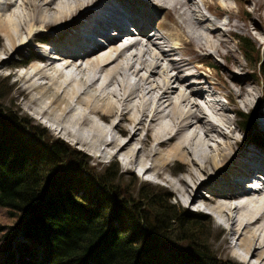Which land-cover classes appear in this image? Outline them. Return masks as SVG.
<instances>
[{"label":"bare ground","instance_id":"obj_1","mask_svg":"<svg viewBox=\"0 0 264 264\" xmlns=\"http://www.w3.org/2000/svg\"><path fill=\"white\" fill-rule=\"evenodd\" d=\"M153 1L156 4L5 0L0 5V32L8 43L1 48L0 66L13 68L32 60L31 70L20 74V81L27 84L21 94L29 108L42 109L39 113L51 129L72 142L89 144L100 157L113 149L112 154L123 155L126 166L137 164L143 175L166 179L181 203L200 202L216 214L222 243L239 247L242 261L264 264V181L260 187L247 185L262 180L264 152L236 133L238 126L222 100L208 99L220 94L210 79L193 70L192 61L176 57L182 36L198 50L213 49L230 57L226 37L238 27L232 21L234 11L219 9L221 0H201L209 12L218 9V19L229 10L225 28L201 15L195 0ZM247 2H253L255 12L264 6V0ZM165 8L176 23L169 35L161 31L168 25L155 27L165 17ZM245 16L262 28L264 12L252 19L251 14ZM130 24L137 26L138 36L130 34L132 39L119 45L124 37H115L116 30L130 31ZM49 29L56 34L49 36L54 40L47 47L50 53L31 49L27 58L9 62L13 53L44 39L42 31ZM99 36L107 38L106 47ZM226 66L223 74L231 99L259 110L263 102L247 87L250 79L236 66ZM86 128L90 135H84ZM171 163L182 172L176 181L166 177L174 173ZM202 187L210 199L201 196Z\"/></svg>","mask_w":264,"mask_h":264},{"label":"trees","instance_id":"obj_2","mask_svg":"<svg viewBox=\"0 0 264 264\" xmlns=\"http://www.w3.org/2000/svg\"><path fill=\"white\" fill-rule=\"evenodd\" d=\"M237 37L264 79V48ZM239 113L241 129L264 145L251 113ZM48 134L0 103V264H231L208 250L205 213L176 209L171 193H151L147 182L132 196L116 183V162L89 172Z\"/></svg>","mask_w":264,"mask_h":264},{"label":"rangeland","instance_id":"obj_3","mask_svg":"<svg viewBox=\"0 0 264 264\" xmlns=\"http://www.w3.org/2000/svg\"><path fill=\"white\" fill-rule=\"evenodd\" d=\"M5 0H0V5L2 6ZM112 1V0H111ZM196 1V7L197 9H200L202 12L201 15L204 14L205 18L209 19L211 21H220V25L225 27L223 25V22H227L228 16H229V10L228 12L222 17V19H218L215 17V14L218 9H210L211 12L206 10L201 0H195ZM205 1V0H204ZM219 9L229 8L233 9L235 14V18L232 19V21L238 26L237 28L233 27L232 32L229 33V35L226 37L228 39V42L230 43V57H225L224 55H218L213 49H208L207 51H201L197 49V46L193 42H189V39L185 36H182L181 43L176 44L178 46L176 57H182L186 58L187 60L192 61L191 67L193 70L197 71L199 70V73L203 75V77L209 78L211 83L210 85L215 86L221 94H218L219 97H223L229 95V88L225 86L226 81L228 80L227 75L223 74L225 71L226 65H232L236 66L234 69H236L241 75L246 76L249 78L250 83H248L247 87L251 90H253L257 97L261 98L263 105L259 107V110L251 109L248 106H245L241 99H238L235 97L236 101L232 102L231 104H228L225 102L224 98H221L222 102L226 104V106L230 109V117L232 119L233 125L238 126V131L236 133L239 134V136L249 140L254 143V147L256 148H262V152H264V145L261 143H256V140L253 139V137H249L247 132L243 131L240 126L239 118L236 116V109L244 110L246 112L251 113L252 115V121L254 122V129L253 131L257 132L258 134H261V136L264 138V121L262 120V117L259 113L261 110L264 113V82L259 81L260 79L256 76V73L254 71V66L250 65L243 57L242 54H240L239 51V43L235 38L236 35H246L249 36L254 42L259 44V46H264V32L262 31V28H264V23H262V28L255 27L254 21H248L247 19L243 18L242 15V7L246 9L251 14V19L258 17L259 13L264 12V6H262V10L259 12L254 11V4L253 2L248 3L247 0H221ZM163 12H166L165 17L161 19L159 23L155 25L157 26H165L168 25L167 29H161V31H164L167 35L175 28V24L173 19H171L168 16V9L165 8ZM176 17L180 19L179 14H176ZM250 22V23H249ZM232 27V26H231ZM230 27V28H231ZM255 27V28H254ZM133 25L130 26V31L133 30ZM248 28V29H247ZM73 29H71V32ZM43 34H45V38H47V43H53V39H49V36L56 35L55 32L49 30L42 31ZM136 31L132 33L134 36H138ZM59 41V40H56ZM130 41V39H124V43H127ZM38 42V41H37ZM35 43H31V46H27L26 48H23L21 50V53H13V57L10 58L9 62H19L24 57H28L31 54V49H34L35 52L40 53H46L48 52L46 49H42V47ZM60 42V41H59ZM7 40L5 36L2 35L0 32V58L4 56L1 53V48L7 44ZM171 45H174L175 43L170 42ZM195 49V50H194ZM223 52H228L227 48H222ZM6 55V54H5ZM205 56V57H203ZM32 60H29L25 65H17V67H9V65L6 66H0V103L3 104V107L9 109H12L14 113L20 117H24L27 119H31L33 124L43 126L49 131L48 138H59L63 141H66L70 146L72 152H74L77 156L76 161L73 160V165L76 164V166L79 164V161L82 160L85 165L90 167L89 172H102L105 170V168L111 164L112 161L110 159L112 158L117 163L116 169L114 172L117 173L116 177V183L123 189L127 187V191L132 196H136L138 192L140 191L141 187L145 182V186L147 188H150L152 190L151 193L161 192L162 190H165L166 192L171 193V203H173L176 206V209L183 208L185 210H191L192 208L189 205H185L184 203H181L179 201L178 195L176 192L173 191V187L169 181H166L164 178H160L158 176H155L154 174H146L145 176H142L141 174V166L137 164L131 165V167H127L124 164L123 155H117L114 156L112 154L113 149H110L107 154H104L102 157L98 156L99 152H97L95 149L90 147L89 144L81 143V142H72L69 140V138L64 135L63 133H58L55 129H51L49 125H47L45 121V117L41 116L39 111V108L37 106L28 107L26 105L27 101L25 100V97L21 94V90L23 87H25L27 84H24L20 81V74L25 72L26 70H31L30 65ZM198 67V68H197ZM42 81V80H40ZM40 81H36V83H39ZM236 89H238L236 87ZM34 96H36V92L34 91ZM217 97V98H219ZM43 104V103H42ZM35 109H37L38 113H36ZM260 111V112H261ZM43 117V118H42ZM42 118V119H41ZM102 122V121H100ZM83 133L85 136L90 135L88 128L83 129ZM28 134V132H27ZM43 144H48L47 137L42 138ZM250 141V142H251ZM250 143L253 145V143ZM260 150V149H259ZM81 152V153H80ZM82 165V164H81ZM128 169H127V168ZM85 169V167L82 165V169ZM169 169L174 171V173L169 172L167 173L166 177L170 180L176 181V176H179L182 174V172L177 168V166L174 163H171L169 165ZM86 172V173H89ZM201 190V196L209 198L210 199V192L206 190L205 188H200ZM197 209H199V212L205 213L207 215L206 223H205V244L208 247V250L211 252V254L214 257H217L218 259H221L223 261H229L231 264H245L239 256H235L233 251L235 250L234 245H225L222 243V234L219 231V226L217 223V216L215 213L211 212L208 208H204V206H200L199 204H196L195 206ZM7 222L5 217V211L0 208V221ZM239 249V247H238ZM241 252V250L239 249ZM214 252V253H213ZM253 262H250L252 264Z\"/></svg>","mask_w":264,"mask_h":264}]
</instances>
